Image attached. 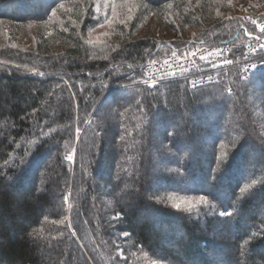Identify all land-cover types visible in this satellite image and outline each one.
Wrapping results in <instances>:
<instances>
[{
	"label": "trees",
	"instance_id": "obj_1",
	"mask_svg": "<svg viewBox=\"0 0 264 264\" xmlns=\"http://www.w3.org/2000/svg\"><path fill=\"white\" fill-rule=\"evenodd\" d=\"M243 4L262 17L264 0H106L103 23L95 0H0V264H264V68L142 83L174 50L242 48Z\"/></svg>",
	"mask_w": 264,
	"mask_h": 264
},
{
	"label": "built area",
	"instance_id": "obj_2",
	"mask_svg": "<svg viewBox=\"0 0 264 264\" xmlns=\"http://www.w3.org/2000/svg\"><path fill=\"white\" fill-rule=\"evenodd\" d=\"M259 13L262 17L252 20L256 32L244 29L248 39L237 51L225 41L218 45L196 44L187 50H174L160 59L145 62L142 83L153 85L185 79L190 88H197L225 80L231 72L248 78L264 68V10Z\"/></svg>",
	"mask_w": 264,
	"mask_h": 264
},
{
	"label": "rangeland",
	"instance_id": "obj_3",
	"mask_svg": "<svg viewBox=\"0 0 264 264\" xmlns=\"http://www.w3.org/2000/svg\"><path fill=\"white\" fill-rule=\"evenodd\" d=\"M105 5H106V0H95V9L97 10V13H98V15L100 17V20H102V23L107 18ZM240 9H241L240 11H241V16L242 17H244L245 19H251V20H253L254 17L251 18V16H250V9H249V6L247 4L241 5L240 6ZM246 15H248L249 18ZM101 25H103V24H101ZM101 25H97L98 26L97 28H95L93 30H90L89 31V34H92V33L97 32L98 29H101V27H100ZM158 29H159V22H157V21L154 22V23L148 24L146 26V30H147L146 32L147 33L148 32H152L154 34H157ZM146 32H144V33H146Z\"/></svg>",
	"mask_w": 264,
	"mask_h": 264
},
{
	"label": "snow or ice",
	"instance_id": "obj_4",
	"mask_svg": "<svg viewBox=\"0 0 264 264\" xmlns=\"http://www.w3.org/2000/svg\"><path fill=\"white\" fill-rule=\"evenodd\" d=\"M69 159H72V157L71 156H69L68 157ZM204 198L203 197H201V200H203ZM175 207L176 208H179L180 207V204H175ZM222 215H228V213H221ZM125 235H127V234H125ZM153 264H155V262H153Z\"/></svg>",
	"mask_w": 264,
	"mask_h": 264
}]
</instances>
